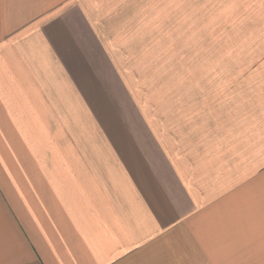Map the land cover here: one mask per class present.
<instances>
[{"label":"crops","instance_id":"obj_1","mask_svg":"<svg viewBox=\"0 0 264 264\" xmlns=\"http://www.w3.org/2000/svg\"><path fill=\"white\" fill-rule=\"evenodd\" d=\"M180 2L0 0V131L61 133L59 156L47 154L46 191H29L28 204L20 193L11 208L0 196V264L259 258L264 81L234 102L223 99L219 136L197 125L185 130L158 118L162 108L139 104L115 47L103 39L116 35L110 19L164 20L166 5ZM245 9L244 18L255 20Z\"/></svg>","mask_w":264,"mask_h":264},{"label":"rangeland","instance_id":"obj_2","mask_svg":"<svg viewBox=\"0 0 264 264\" xmlns=\"http://www.w3.org/2000/svg\"><path fill=\"white\" fill-rule=\"evenodd\" d=\"M239 5L243 11H255L256 19H245ZM164 17L143 22L134 18L115 22L110 19L116 35L109 33L103 39L115 47L118 65L131 80L140 105L147 106L150 112L162 108L163 115L158 118L168 124L174 118L182 129L197 125L219 136L216 120L221 119L223 99L225 103L234 102L242 97V89L264 81V69L258 75L264 62V0H182L180 4L166 5ZM106 31L112 32L110 28ZM60 135L0 131V196L10 203V208L20 193L21 201L28 204L29 191H46L52 169L49 155L54 152L59 156ZM46 143L50 147L46 148ZM64 160L65 168L73 170H66V175L75 183L76 166L68 163L67 157ZM61 166H57L58 174ZM52 174V184L61 191L60 174ZM21 212L27 217V209L21 207ZM256 255L259 258L212 262L264 264V245Z\"/></svg>","mask_w":264,"mask_h":264}]
</instances>
